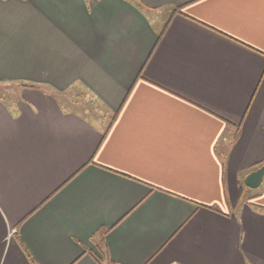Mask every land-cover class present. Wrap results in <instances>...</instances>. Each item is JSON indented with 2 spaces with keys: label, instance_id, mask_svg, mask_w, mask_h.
<instances>
[{
  "label": "crops",
  "instance_id": "1",
  "mask_svg": "<svg viewBox=\"0 0 264 264\" xmlns=\"http://www.w3.org/2000/svg\"><path fill=\"white\" fill-rule=\"evenodd\" d=\"M262 164L264 0H0V264H264Z\"/></svg>",
  "mask_w": 264,
  "mask_h": 264
},
{
  "label": "rangeland",
  "instance_id": "2",
  "mask_svg": "<svg viewBox=\"0 0 264 264\" xmlns=\"http://www.w3.org/2000/svg\"><path fill=\"white\" fill-rule=\"evenodd\" d=\"M158 19L160 24L161 22V16L160 14L158 15ZM13 91L17 90V87L11 88ZM83 91H75L72 90L66 94L63 95L64 103L73 109L76 110H83L87 112L88 116H91L92 118L96 119H103L106 116L105 111L98 105L97 102H95L92 98L88 97V95H85L84 98H81L79 95L82 94Z\"/></svg>",
  "mask_w": 264,
  "mask_h": 264
},
{
  "label": "water",
  "instance_id": "3",
  "mask_svg": "<svg viewBox=\"0 0 264 264\" xmlns=\"http://www.w3.org/2000/svg\"><path fill=\"white\" fill-rule=\"evenodd\" d=\"M264 183V165L249 173L245 179L244 184L250 189H258Z\"/></svg>",
  "mask_w": 264,
  "mask_h": 264
},
{
  "label": "trees",
  "instance_id": "4",
  "mask_svg": "<svg viewBox=\"0 0 264 264\" xmlns=\"http://www.w3.org/2000/svg\"><path fill=\"white\" fill-rule=\"evenodd\" d=\"M180 12H181V11H180L179 9H174V10H172V11H171V18H172L175 14H179ZM167 24H169V23H167ZM167 24L165 25L164 30H166V28H167ZM163 33H164V32H162V33L159 34V38L162 37ZM262 165H264V164H262ZM262 165H260V167H261ZM97 261H99L98 258H97ZM99 262H100V261H99ZM100 263H101V264H104V263H102V262H100ZM106 264H111V263H106Z\"/></svg>",
  "mask_w": 264,
  "mask_h": 264
}]
</instances>
